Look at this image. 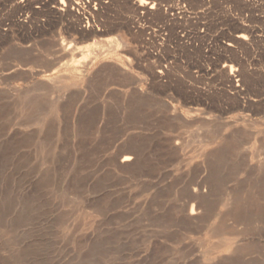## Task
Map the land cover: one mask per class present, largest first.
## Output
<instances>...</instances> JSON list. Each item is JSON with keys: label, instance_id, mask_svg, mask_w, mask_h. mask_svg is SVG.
Listing matches in <instances>:
<instances>
[{"label": "rangeland", "instance_id": "rangeland-1", "mask_svg": "<svg viewBox=\"0 0 264 264\" xmlns=\"http://www.w3.org/2000/svg\"><path fill=\"white\" fill-rule=\"evenodd\" d=\"M96 1L0 0V264H264V0Z\"/></svg>", "mask_w": 264, "mask_h": 264}, {"label": "bare ground", "instance_id": "bare-ground-1", "mask_svg": "<svg viewBox=\"0 0 264 264\" xmlns=\"http://www.w3.org/2000/svg\"><path fill=\"white\" fill-rule=\"evenodd\" d=\"M67 1V0H66ZM78 1H80V0H69V2L71 3V4H73V3H76L77 4V2ZM92 1H96V0H81V2H87V4L88 3H90V2H92ZM98 1V0H97ZM96 1V2H97ZM80 2V3H81ZM100 2V1H99ZM68 3V2H67ZM69 3V4H70ZM94 3V2H93ZM79 4V3H78ZM82 4V3H81ZM86 4V5H87ZM147 4H150V2H148V1H143V2H140L139 3V6L138 7H142V6H144V5H147ZM103 5V4H102ZM88 6V5H87ZM91 6V5H90ZM86 7V6H85ZM79 8V7H78ZM83 8V7H82ZM91 8V7H90ZM149 8H153V6H151L150 5V7ZM78 10V9H77ZM81 10V9H80ZM91 11V10H90ZM92 12V11H91ZM90 12V13H91ZM91 14H93V13H91ZM89 28V27H88ZM79 29V28H78ZM91 29V28H90ZM91 31V30H90ZM94 32V31H93ZM236 37H238L239 39H244V37H243V35H238V36H236ZM123 43V42H122ZM57 45V44H56ZM229 45V44H228ZM58 47V52L59 51H62V54H63V51L65 50V48H64V46L62 45V44H60L59 43V45L57 46ZM68 47V46H67ZM69 49V48H68ZM66 51V50H65ZM66 54V53H65ZM124 154V153H123ZM132 159V156L130 155V153L129 154H124L123 156H122V158H121V160H120V162H122V163H126V162H129L130 160ZM228 209V208H227Z\"/></svg>", "mask_w": 264, "mask_h": 264}]
</instances>
